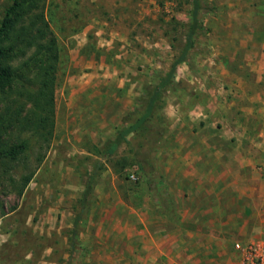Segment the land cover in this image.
Listing matches in <instances>:
<instances>
[{"label": "rangeland", "instance_id": "1", "mask_svg": "<svg viewBox=\"0 0 264 264\" xmlns=\"http://www.w3.org/2000/svg\"><path fill=\"white\" fill-rule=\"evenodd\" d=\"M192 1L45 0L53 133L5 129L0 264H242L236 244H264V0H205L188 44ZM6 91L0 113L22 102Z\"/></svg>", "mask_w": 264, "mask_h": 264}, {"label": "trees", "instance_id": "2", "mask_svg": "<svg viewBox=\"0 0 264 264\" xmlns=\"http://www.w3.org/2000/svg\"><path fill=\"white\" fill-rule=\"evenodd\" d=\"M45 0H10L0 20V92L8 91V98H20L21 103L8 101V106L0 113V169L5 160H14L20 153L19 147L9 146L4 139L5 129L16 125L37 135L43 142H48L54 127V92L56 72L59 60V48L53 36L44 12ZM205 0H193L190 12L192 23L187 33L188 44L201 27L200 15L212 11ZM176 61L167 75L172 77ZM35 70L34 85L29 86L28 73ZM158 86L152 93L149 105L143 116L128 130L115 138L114 151L126 138L150 116L154 103L159 99L162 88ZM6 91V92H7ZM17 107H13V105ZM26 112L25 107H28ZM21 192L32 178V174L21 176ZM89 189L83 192L81 206L85 210ZM79 219V216L77 217ZM75 233V231H74Z\"/></svg>", "mask_w": 264, "mask_h": 264}, {"label": "built area", "instance_id": "3", "mask_svg": "<svg viewBox=\"0 0 264 264\" xmlns=\"http://www.w3.org/2000/svg\"><path fill=\"white\" fill-rule=\"evenodd\" d=\"M235 247L243 254L242 264H264V244L250 242L246 247H241L239 244Z\"/></svg>", "mask_w": 264, "mask_h": 264}, {"label": "crops", "instance_id": "4", "mask_svg": "<svg viewBox=\"0 0 264 264\" xmlns=\"http://www.w3.org/2000/svg\"><path fill=\"white\" fill-rule=\"evenodd\" d=\"M236 254V253H235ZM237 256V255H236Z\"/></svg>", "mask_w": 264, "mask_h": 264}]
</instances>
